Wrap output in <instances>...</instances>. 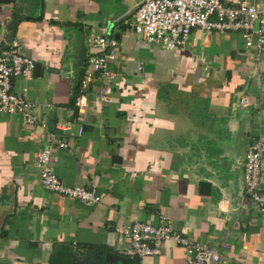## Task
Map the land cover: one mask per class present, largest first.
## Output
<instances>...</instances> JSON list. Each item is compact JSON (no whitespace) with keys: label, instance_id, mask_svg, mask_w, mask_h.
Listing matches in <instances>:
<instances>
[{"label":"crops","instance_id":"crops-1","mask_svg":"<svg viewBox=\"0 0 264 264\" xmlns=\"http://www.w3.org/2000/svg\"><path fill=\"white\" fill-rule=\"evenodd\" d=\"M142 1L0 0V50L14 40L36 61L22 83L38 119L28 126L0 112V264H189L174 240L157 256L123 252L116 226L160 214L223 264H264V218L244 191L246 151L264 140V54L238 31L194 29L174 49L149 44L128 23ZM105 26L120 47L115 99L91 89L81 109L86 37ZM49 132L70 143L55 149L58 177L94 186L98 203L41 185L35 162Z\"/></svg>","mask_w":264,"mask_h":264},{"label":"built area","instance_id":"built-area-1","mask_svg":"<svg viewBox=\"0 0 264 264\" xmlns=\"http://www.w3.org/2000/svg\"><path fill=\"white\" fill-rule=\"evenodd\" d=\"M128 23L147 43L160 44L165 49L186 45L194 29H203L207 32L238 31L246 48L264 54V0H243L237 5L225 0H143L133 20ZM101 31L86 37L90 53L75 100L81 109L87 106L91 89H97L103 103H111L115 99L114 85L118 72L111 63L118 60L120 47L109 27H102ZM19 48L20 43L13 40L6 49L0 50V112L21 113L26 125L35 126L38 123L33 113L36 103L29 97L28 87L22 81L31 79L36 61L23 55ZM240 104L249 106L248 97H241ZM41 125L46 128L44 122ZM80 132H83V127H80ZM44 139L35 162L41 185L87 205L98 203L101 197L94 186L66 185L54 170L56 147L68 148L70 143L51 132ZM263 154L264 140H253L244 160V191L251 205L264 218L261 188ZM116 231L123 252L129 256H157L166 240H174L185 247L189 264L224 263V255L219 250L183 236L174 229L170 217L165 214L158 215L155 220L134 219L129 223H119Z\"/></svg>","mask_w":264,"mask_h":264},{"label":"water","instance_id":"water-1","mask_svg":"<svg viewBox=\"0 0 264 264\" xmlns=\"http://www.w3.org/2000/svg\"><path fill=\"white\" fill-rule=\"evenodd\" d=\"M117 38H119V37L117 36Z\"/></svg>","mask_w":264,"mask_h":264},{"label":"trees","instance_id":"trees-1","mask_svg":"<svg viewBox=\"0 0 264 264\" xmlns=\"http://www.w3.org/2000/svg\"><path fill=\"white\" fill-rule=\"evenodd\" d=\"M124 27V26H123Z\"/></svg>","mask_w":264,"mask_h":264}]
</instances>
